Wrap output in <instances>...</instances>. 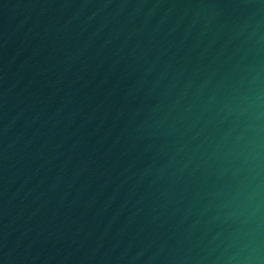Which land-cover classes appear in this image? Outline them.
<instances>
[{"label": "water", "instance_id": "95a60500", "mask_svg": "<svg viewBox=\"0 0 264 264\" xmlns=\"http://www.w3.org/2000/svg\"><path fill=\"white\" fill-rule=\"evenodd\" d=\"M0 264H264V0H0Z\"/></svg>", "mask_w": 264, "mask_h": 264}]
</instances>
